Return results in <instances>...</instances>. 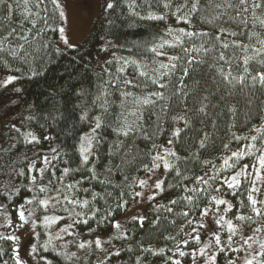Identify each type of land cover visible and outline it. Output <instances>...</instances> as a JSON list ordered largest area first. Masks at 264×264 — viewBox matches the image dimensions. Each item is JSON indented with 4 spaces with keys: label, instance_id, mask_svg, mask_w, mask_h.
<instances>
[{
    "label": "trees",
    "instance_id": "1",
    "mask_svg": "<svg viewBox=\"0 0 264 264\" xmlns=\"http://www.w3.org/2000/svg\"><path fill=\"white\" fill-rule=\"evenodd\" d=\"M6 2L12 5L13 11L11 16H6L0 7V40L4 41V50H0V72L19 79L6 86L3 96L10 100L9 105H27V108L21 125L14 127L0 144V264H16V239L7 237L14 236L21 225V205L23 209L33 208L41 234L48 228V225L45 228V217L56 216L59 217L58 225L55 223L51 227L67 228L75 242L93 239L112 229L124 207L135 199L138 179L147 172L144 166L150 168L157 150L169 140H172L175 152L170 162L173 167L167 170L163 190L151 203L142 222L135 220L126 233L106 249L92 247L80 254L67 255L55 245L44 248L38 243L36 254L46 257L45 264L50 261L52 264H175L176 260L181 264H193V261L197 264L199 259H191V253L202 243L201 237L205 234L204 239L212 245V255L216 256L215 264H229V260L237 264L241 258L250 259L253 255L257 262L264 259L258 254L260 241H264V216L251 211L247 198L252 187L249 180L252 179L242 178L241 186L236 189H229L225 183L241 165L254 162L255 155L260 153L242 157L235 168L224 164L225 158L233 151L244 149L245 144L255 143L257 148H264V131H256L257 128L264 129L260 103L264 100V87L259 84V74L264 73V64L260 63L264 60V51L255 53V49L264 47L259 43L264 40V25L259 23L264 19V0H255L262 4L256 9L251 8L254 0H248L249 10L243 14L248 18L247 27L228 19L236 16L239 0H230L233 8L215 9L224 12L216 25L200 19L213 13L208 0H200L201 10L190 18L191 23L172 15L183 0H171L169 9L163 7L161 0H109L114 7L107 9L105 2L90 42L83 48L73 49L59 43V29L63 23L59 1L56 5L52 0H43V3L28 0L27 4L25 0ZM225 2L213 0V3ZM149 12L167 13L168 18L165 21L149 20L146 18ZM169 26L173 30L184 28L209 35L183 36V43L179 44L175 42L179 33L169 34ZM217 26L227 31L219 33ZM13 28L17 34L26 36L28 42L20 40L18 35L9 37L8 32ZM233 31L236 36L231 35ZM162 39L171 43L159 49L166 53L160 56L151 48ZM104 40L112 44L113 54L105 67H97L87 53L93 45ZM9 42L11 47L24 44L18 56L8 50ZM222 42H227L229 47L224 48ZM185 49L189 51L185 52ZM221 53L224 59H220ZM171 56L180 59L173 61L177 68L172 75L161 80L168 84L164 89L139 76L136 65H125L126 71L118 73L123 65L121 58H128L138 61L150 77L158 76L153 71L159 67L157 62L167 64ZM245 56L255 58L245 65ZM189 60L195 62L189 66ZM183 68L189 69L188 76L183 75ZM221 70L231 74L229 79L244 76V83H237L233 88L221 75ZM32 72L38 75L33 76ZM253 76L257 77L255 84ZM125 78L132 79L139 87H125ZM106 81L111 82L106 84ZM104 89H107L106 96L102 95ZM156 91H162L164 99L152 97L156 103L143 106L139 130L128 137L117 134L114 129L120 126L124 117L130 123L137 119L130 114L138 107L133 102L134 97H124L121 92L143 97ZM98 96L101 98L97 99ZM205 96L208 97L206 100ZM249 99L253 101L251 105ZM105 100L107 111L101 107ZM202 104L208 106L206 114L199 112ZM233 106L234 114L229 110ZM85 112L87 119L82 121L80 117ZM96 116L102 118L104 127L98 131L106 139L97 149L100 159L93 158L83 165L77 151L79 137L94 125ZM181 116L183 120L174 119ZM185 121H188L187 127ZM176 128L183 129L178 138L172 135ZM28 132L36 135L38 142L26 140ZM205 133L208 134L206 147L201 148L199 141ZM251 136L258 139L252 141ZM235 137L248 139L237 140ZM117 141H122V146L118 147ZM45 157L48 164L44 162ZM234 161L236 158L232 157L229 163ZM41 168L43 174L39 171ZM64 168L70 169L67 175L63 173ZM200 177L203 180L198 179ZM48 193L54 194L56 200L45 206L40 198ZM213 196L230 202L233 207L228 209L227 204H216ZM73 200L89 203L73 204ZM258 200L264 202V184ZM117 204L121 207L117 208ZM257 207L264 211V203ZM239 215L251 216L252 220H238ZM85 220L86 224L83 223ZM229 220L237 227L235 234L228 228L226 222ZM256 229L261 230L256 232ZM214 233L219 235L220 245L215 244ZM248 236H253L256 241H249L251 247L245 243ZM177 246L189 255L181 257ZM160 249L164 251L160 252Z\"/></svg>",
    "mask_w": 264,
    "mask_h": 264
},
{
    "label": "snow or ice",
    "instance_id": "2",
    "mask_svg": "<svg viewBox=\"0 0 264 264\" xmlns=\"http://www.w3.org/2000/svg\"><path fill=\"white\" fill-rule=\"evenodd\" d=\"M52 2H53L54 5H56L58 0H52ZM161 2H162L163 7L165 9H169V8L172 7L171 0H161ZM27 3H28V0H25V4H27ZM38 3H43V0H38ZM208 5H209L210 8L213 9V13L210 16H201L200 19L203 20L204 23H207V24H210V25H216V22L218 20H221L223 15H224V12H216L215 9H225V8H233L234 7V5L230 2V0H226V2L223 3V4H221V3H213V0H208ZM0 7H2L5 10L6 16H11L12 11H13L11 4H8L6 2V0H0ZM113 7H114V3L113 2H109V0H106V8L107 9H112ZM129 7L132 8V5H129ZM236 7L238 8L236 16H230V17H228V19L230 21H232V22L238 23V25H242L244 27H247L248 26V18L246 16H244L243 14L247 13L248 10H249L248 0H239V4ZM260 7H262V4L261 3H256L255 0H254V2L251 5V8L252 9H256V8H260ZM185 9H187V11H184ZM200 10H201L200 0H191L190 7H189V0H183V3H181V4H179V5H177L175 7V11L172 13V15L175 16L176 19H178V20H185L188 23H191V19L190 18L194 14L199 12ZM25 11H27V9H25ZM59 14H60L61 17L65 16V12L63 10H60ZM135 14L139 15V13H135ZM253 17H254L253 23H255V19H256L255 18V12H253ZM146 18L149 19V20H153V21H165L168 18V14L164 13V14H161V15H156V14H153L152 12H149V14H148V16ZM32 23H35V21H32ZM109 23H111V22H109ZM259 23L261 25H264V19H260ZM217 29H218L219 33H224L225 31H227V29H225L223 27H219V26H217ZM28 31H31V29H28ZM59 31H60L61 34H63L65 29L63 27H60ZM167 31H168L169 34H172L174 31L179 33L178 35L175 36V42L179 43V44L183 43V39H182L183 36L194 37V36H197V35H200V36H208L209 35L208 32L186 31L184 28H180L178 30H173L170 26L168 27ZM14 35H18L19 39L24 41L25 43L28 42V38L26 36H24V35L17 34L15 28H13L11 31L8 32V36L9 37H12ZM231 35L232 36H236L237 33L235 31H233V32H231ZM251 35L255 36V35H258V34L257 33H251ZM216 39L219 40L220 37L217 36ZM63 43L69 49H73V48H77L78 47L77 45L70 43L69 40L67 39V37L63 38ZM170 43H171L170 41L162 39L161 43H159L158 45H156V46L151 48V51L156 53L157 55H160V56L166 55V53H164L163 51H159V49H163L165 44H170ZM222 43H223V47L224 48H228L229 47V44L227 42H222ZM232 43L236 44V41H232ZM259 43L262 46H264V40H260ZM9 44H10V47H9L8 50L11 52V54L13 56H18L19 50L24 48V44L23 43L17 44L14 47H11V42H9ZM109 44H110V42L105 40V44H104V46H102L103 50H107V46ZM3 45H4V41L0 40V50H4L3 49ZM244 47H245V50H247V46H244ZM57 50H59V49H57ZM199 50L200 49H196V51H199ZM184 51L188 52L189 49H185ZM204 51H207V49H204ZM261 51H264V47L255 49V53L256 54H259ZM87 55H90V53H87ZM19 58L20 59H24V57H19ZM254 58H255V56H253V57L245 56L244 57V64L247 65L249 60L250 59H254ZM80 59L83 61L84 57L81 56ZM121 59H123V65H121L119 67L118 73H124L126 71L125 65H129V64L136 65V68L139 71V76L150 79L151 83L153 85H158L159 88L164 89V88L168 87V84L167 83H161V80L165 76H169L170 77L172 75V73L177 68V64L173 63V61H178L180 59V57H178V56L169 57V63H167V64H165L163 62H157V63H159V67L154 69L153 71L155 73H158L159 75L158 76L154 75V76H151V77L149 76V73L147 71L142 70V66L139 64L138 61L131 60V59H128V58H121ZM220 59H224L223 53H221ZM194 62H195L194 60H189L188 61L189 66L192 63H194ZM200 62L203 63V61H200ZM260 63L264 64V60H261ZM161 70H165V71H161ZM182 71H183V75L184 76H188V74H189V69L188 68H183ZM244 71L247 72L248 69L245 68ZM32 75L35 76V75H38V73L32 72ZM221 75L224 76V78L227 81V83L229 85H231L233 88L236 86L237 83L238 84H243L244 83V79H245L244 76H239V77H234L232 79H229L228 77L231 74L230 73L225 74V73H223L222 70H221ZM18 79H19V77L15 76V75H9V76H7V78L3 82H0V86H7L8 84H10L13 81H16ZM117 79H118V77H117ZM252 80H253V83L255 84V82L257 80V77L253 76ZM233 81H235V83ZM110 82L111 81H106L105 83L107 84V83H110ZM181 82H182V78H181ZM259 84L262 87H264V73H260L259 74ZM123 85L125 87H127L129 85H131L133 87H139L138 84H133V80L132 79H127V78H125L123 80ZM17 91H20V89H17ZM102 95H104V96L108 95L107 89H104V91L102 92ZM121 95L124 96V97L133 96L134 97V101L133 102L138 106L135 111L130 113L131 115L136 116V118H137L136 121L130 123L128 121L127 117H124L122 122L120 123V126L118 128H116V129H114V131H116L117 134L122 133L125 137H128L131 133L139 130L140 124L138 123V121L142 119L143 106L154 105L156 103V100L152 99V97H156L157 99H164V93L162 91L152 92V93H149L148 95L143 96V97L135 96L134 93H132V92H121ZM100 98L101 97H99V96L97 97V99H100ZM207 98H208L207 96L204 97L205 100ZM248 103H249V105H251L253 103V101L251 99H249ZM260 103H261V106H262L261 107V111L264 112V100H261ZM107 104H108V102H107V100H105L104 104L101 105V107L105 111H107ZM121 107L123 108V101L121 102ZM207 107L208 106L206 104H202L200 109H199V112L206 114ZM229 110L231 112H233V114L236 111L234 106L232 108H230ZM261 118L264 119V116H262ZM80 119L82 121L86 120L87 119V113L85 112L84 115H82L80 117ZM118 119H120V118L118 117ZM174 119L183 120L184 117L183 116L174 117ZM185 126L186 127L188 126V121H185ZM12 127H15V125H12ZM102 127H104V125L102 123L101 116H96L94 118V126H92L90 128V131L85 132L83 135H81L79 137V143H78L77 151L79 153L80 163L81 164L87 165V164H89L90 161L93 160V158L96 159V160L100 159V157L97 155V149L99 148L102 140L106 139L105 137L101 136L100 132L98 131V130L102 129ZM17 131H19V130L17 129ZM181 131H183V129L176 128L173 131L172 135L174 137L178 138L180 133H181ZM256 131H257V133H260V132L264 131V129L257 128ZM28 138H30V142L31 141L38 142V137L36 135H34L33 133H31V132H28L26 134L25 139L28 140ZM207 138H208V134L205 133L204 134V138L199 141V144H200L201 148L206 147ZM46 139H48V137H46ZM235 139H237V140H242V139L243 140H247L248 138L247 137H235ZM257 139H258L257 136H251V140L252 141H256ZM168 143L171 144L172 140H169ZM116 144L119 147V146H122L123 142L122 141H117ZM153 147H155V145H153ZM224 147L227 148L228 145H224ZM53 151H55V149H53ZM165 152H167L169 155H175V152L172 151L171 149H165ZM257 152L260 153V154L259 155H255V153H257ZM253 155H255V162H251L250 161L249 164L241 165L240 170L235 172V174H233L231 176L230 180L226 179L225 183L227 184L229 189L239 188L241 186V184H242L241 177H243L244 179H248V177L251 175V173L248 171V169L249 168L253 169L255 171V180H249V183L252 185V187H251V191L248 193L247 198H248V200L251 203V211L253 213H255L257 216H264V211H262V209L260 207H257L258 204H261V203H264V202L258 200L253 195V193H258V192L261 191V188L256 187V181H260L262 184H264V172H262V170H264V148H257L255 143L245 144L244 145V149L233 151L231 153V156L225 158L224 159V164H225V166H227L229 168H235L236 163L239 162L242 157L253 156ZM232 157H235L236 161H234L232 163H229V161L232 160ZM152 159H153V167L154 168L160 166L158 163H156L157 160H161L163 162L165 168H172L173 167L168 162V160L165 157L160 156L159 154H157V156L153 157ZM44 162H45V164L49 163L47 157L44 158ZM205 163H207V161H205ZM144 167L148 171L152 170V169H149L147 165H145ZM77 170H79V169H77ZM39 171H40L41 174H43L44 169L41 168V169H39ZM92 171L93 172L95 171V165L94 164H93ZM108 171L110 172L111 168H109ZM69 172H70L69 168H64L63 169V173L65 175H67ZM35 179H36V177L33 176L32 180L35 181ZM198 179L203 180V177H200ZM203 182L204 183H208V181H203ZM77 183H79V181H77ZM139 184L142 185V186L146 185L147 181L146 180H140ZM163 184H164L163 180H158L156 182V184H155V187L157 189L163 190ZM68 187L72 188L73 185H68ZM41 190L44 191L45 189H41ZM84 191H87V189H84ZM134 195L139 196V195H142V193H135ZM65 199H67V197H65ZM188 199L191 200V197H189ZM212 200H214L216 202V204H220V205L227 204L228 205V209H231L233 207V205L230 202H228V201H226L224 199H218L217 197L213 196ZM29 203H31V201H29ZM41 203L43 205L47 206L49 201L48 200H42ZM71 203H73V204L83 203L84 205H87L89 203V201L84 200V201L81 202V201L73 200V201H71ZM173 203H175V201H173ZM120 207H121V205L117 204V208H120ZM20 209L21 210L19 211V218H20L21 221H24L26 218H25L24 211H23V205L20 206ZM206 212H207V209L205 210V213ZM80 215H82V213ZM185 215H187V214L185 213ZM56 219H59V218L58 217H45V223L47 224V223L55 222ZM140 219L142 221L143 218H140ZM237 219L241 220V221H243V220L251 221L252 217L251 216H247L246 217L244 215H239L237 217ZM83 223L86 224L87 220L83 221ZM217 223H219V221H217ZM226 223L228 225L229 230L233 234H235L236 231H237V227L234 226L230 220L227 221ZM115 227L117 229L121 228V225L119 224V222H117L115 224ZM260 230L261 229H256L255 231L259 232ZM213 235H215V244L216 245H220L221 240H220L219 235H217L215 233ZM7 239L15 240V239H17V237L9 236V237H7ZM196 239H197V241H199V237H196ZM228 239H229V241H231L232 237L229 236ZM249 241H252L253 243L256 242L253 239V236H248L247 239L245 240V243L248 244L249 247H251V244L249 243ZM90 243L91 242H89V244ZM95 243L97 244V246H99L101 242H100L99 239H97L95 241ZM184 243L187 244V241H184ZM79 246L81 248H84L85 244L81 243ZM45 247H47V245H45ZM209 247H212V245L211 244H206V245H204V247L200 248L198 250L200 255L204 256L206 254V249L209 248ZM35 250H36V246L32 245V251L35 252ZM149 250L150 249H145V251H149ZM176 250L179 252V255L181 257L189 255V253H186L183 250H181L179 248V246H177ZM159 251L163 252L164 249H160ZM220 251H223V249L221 248ZM236 251H239V249H236ZM258 254H259L260 257L264 258V241H260V251H259ZM191 255L194 257L195 256V251H193V253H191ZM15 259H16V264H24V262L21 260V258H20L18 253L15 256ZM169 259H172V258L169 257ZM215 261H216V256L215 255H209L207 260L205 261V264H215ZM5 264H6V262H5ZM175 264H181V261L180 260H176ZM193 264H195V261H193ZM229 264H235V262L232 261V260H229ZM244 264H264V259H261L260 261L257 262L256 261V256L253 255L250 259L246 258L245 261H244Z\"/></svg>",
    "mask_w": 264,
    "mask_h": 264
},
{
    "label": "rangeland",
    "instance_id": "3",
    "mask_svg": "<svg viewBox=\"0 0 264 264\" xmlns=\"http://www.w3.org/2000/svg\"><path fill=\"white\" fill-rule=\"evenodd\" d=\"M58 1L61 10L65 12V16L62 17V27L65 29V31L60 36V45L67 48V46L63 43V38L67 37L70 43L78 46L77 48H83L92 39L96 23L102 13L106 0ZM104 44L105 40L93 45L92 49L89 51L91 63L97 67H105L113 54L112 44L110 43L107 46V50H103L102 46H104ZM7 76L9 75L0 72V82H3ZM5 88L6 86H0V144L3 142V140L10 136L9 133L14 128L12 125H15V127L21 125L24 120V113H26L27 108V105H9L10 100L6 96H3ZM90 128L84 131L83 134L90 131ZM165 149H171L174 151L173 142L171 144L167 142L166 144L162 145L157 150L154 157L159 154L160 156L165 157L170 163L173 155H169L167 152H165ZM156 163H158L160 166L154 168L152 162L149 168L152 170H147V172L141 175L138 179V188L136 189V193H142V195H135V199L124 207L123 213L115 220L112 229L98 234L93 239H82L75 242L71 237L72 234L67 228L63 226L51 227L52 224L54 225L55 223L58 225V219L52 223H45V228L47 225L48 228L45 230L44 234H41L39 227L40 224L38 219H36V214L33 208L23 209L26 219L21 221L20 227L14 233V236L17 237L16 252L19 254L21 260L24 262V264H45L44 258L46 257L43 256L44 258H41L36 254L38 243H42L44 248H46L45 245H55L56 247L63 250L67 255H72L71 253L80 254L92 247L106 249L115 241L116 238L124 235L135 220L142 222L148 214V209L151 206V203L158 199L162 190L157 189L155 184L158 180L164 181V177L169 168H165L161 160H157ZM248 171L251 173L248 178L255 180V171L251 168H249ZM242 178L243 177H241V180ZM227 179L230 180L231 176ZM140 180H146L147 184L143 186L140 185ZM261 186L262 183L260 181H256V187L261 188ZM253 195L258 199L259 192L253 193ZM42 200H48L49 205L55 202L56 198L54 194L48 193L40 198V201ZM140 218H143L142 221ZM117 222H119L121 225L120 229L115 227ZM205 237V234L202 235V243H199L196 246L195 256H191V259H199L197 264H205L208 256L212 255V250L210 247L206 249V254L204 256H201L198 251L200 248L204 247V245L209 244L204 239ZM97 239H99L101 242L99 246H97L95 243ZM89 242L91 243L89 244ZM81 243L85 244L84 248L79 246ZM32 245L36 246L35 252L32 251ZM245 259L246 258H241L237 264H244ZM50 264H52L51 261Z\"/></svg>",
    "mask_w": 264,
    "mask_h": 264
}]
</instances>
